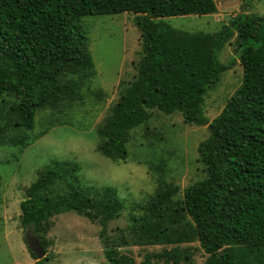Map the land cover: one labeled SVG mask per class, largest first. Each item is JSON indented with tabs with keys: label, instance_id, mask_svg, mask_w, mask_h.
Here are the masks:
<instances>
[{
	"label": "trees",
	"instance_id": "16d2710c",
	"mask_svg": "<svg viewBox=\"0 0 264 264\" xmlns=\"http://www.w3.org/2000/svg\"><path fill=\"white\" fill-rule=\"evenodd\" d=\"M125 12L136 15L141 58L96 127L97 151L125 162L131 133L152 114L180 113L187 125H207L208 135L196 147L202 178L182 190L158 179L154 193L130 207L118 244L197 243L207 264H264V14L241 13L214 33L188 32L161 19L212 15L214 0H0V97L12 99L0 105V142L28 146L52 127L71 124L85 101L103 100L102 90L90 87L96 70L81 18ZM235 33L242 83L208 121L205 97L235 61L220 63L218 52ZM41 112L44 129L31 138ZM78 170L53 160L19 204L20 226L44 251V225L54 215H86L105 234L125 208L114 188L83 185ZM25 242L35 264H45L48 258L38 260ZM103 252L107 264H128L113 246L104 244ZM170 254L176 255H164Z\"/></svg>",
	"mask_w": 264,
	"mask_h": 264
},
{
	"label": "rangeland",
	"instance_id": "374dc122",
	"mask_svg": "<svg viewBox=\"0 0 264 264\" xmlns=\"http://www.w3.org/2000/svg\"><path fill=\"white\" fill-rule=\"evenodd\" d=\"M214 2L216 12L212 15L161 20L181 31L214 33L241 13L264 14V0ZM135 16L125 12L81 18L96 70L90 87L102 90L100 103L85 101L73 113L71 124L52 127L28 146L0 142V264H35L25 238H29L33 247L37 242L28 229L20 226L19 204L38 173L53 160L79 165L78 176L83 185L114 188L125 208L109 222L105 234L100 225L86 215L73 212L54 215L44 225L48 228L44 234L43 257L48 258L45 264H107L104 244L113 246L128 264H207L209 256L197 243L167 248L118 244L119 232H125L129 225L130 207L153 194L158 179L182 190L202 178L196 147L208 135L207 125H187L180 113L152 114L136 134L131 133L125 162L113 163L97 151L96 127L118 100L126 83L132 80L141 58V31ZM235 41L236 33L218 52L220 63L235 61L205 97L204 113L208 121L220 113L226 99L241 86L243 70L235 53ZM1 102L9 104L12 99L0 97V105ZM45 121L42 112L36 114L34 128L28 133L31 138L44 129ZM9 133L11 131L6 133L7 138ZM166 251H175V257L164 255Z\"/></svg>",
	"mask_w": 264,
	"mask_h": 264
},
{
	"label": "water",
	"instance_id": "95a60500",
	"mask_svg": "<svg viewBox=\"0 0 264 264\" xmlns=\"http://www.w3.org/2000/svg\"><path fill=\"white\" fill-rule=\"evenodd\" d=\"M26 240H27V243H28V246H29L30 250H32L35 253V255L38 258V260L42 259L43 255H44V252L41 249V247L39 246V244H37L36 247H33L32 243L29 241V238H26Z\"/></svg>",
	"mask_w": 264,
	"mask_h": 264
}]
</instances>
